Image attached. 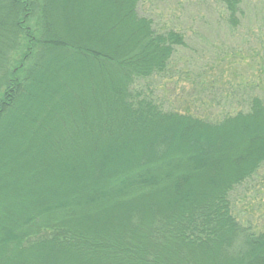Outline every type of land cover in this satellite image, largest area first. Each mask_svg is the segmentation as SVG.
Returning a JSON list of instances; mask_svg holds the SVG:
<instances>
[{"label":"trees","instance_id":"obj_1","mask_svg":"<svg viewBox=\"0 0 264 264\" xmlns=\"http://www.w3.org/2000/svg\"><path fill=\"white\" fill-rule=\"evenodd\" d=\"M137 4L0 0V264H264L229 201L264 165V101L209 122L135 91L184 45Z\"/></svg>","mask_w":264,"mask_h":264},{"label":"rangeland","instance_id":"obj_2","mask_svg":"<svg viewBox=\"0 0 264 264\" xmlns=\"http://www.w3.org/2000/svg\"><path fill=\"white\" fill-rule=\"evenodd\" d=\"M241 6L240 25L232 29L219 0H138L139 16L151 19L156 32L181 33L184 45L175 47L165 72L138 80L132 88L163 111L209 122L245 111L244 100L264 101V0H242ZM17 142L14 138L11 143ZM2 149L6 155L0 165L15 155L9 146ZM16 164L21 161L11 165ZM229 201L231 213L246 232H264V165L230 192Z\"/></svg>","mask_w":264,"mask_h":264}]
</instances>
